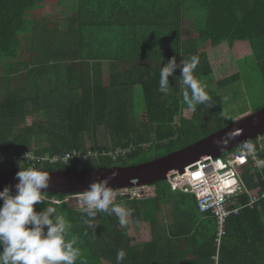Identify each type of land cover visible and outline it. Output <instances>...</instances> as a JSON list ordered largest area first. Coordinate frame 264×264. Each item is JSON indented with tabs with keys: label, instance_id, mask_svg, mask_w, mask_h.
<instances>
[{
	"label": "trees",
	"instance_id": "16d2710c",
	"mask_svg": "<svg viewBox=\"0 0 264 264\" xmlns=\"http://www.w3.org/2000/svg\"><path fill=\"white\" fill-rule=\"evenodd\" d=\"M43 8L60 18L38 19ZM193 56L211 97L195 112L179 68L169 93L159 91L162 66ZM246 57L264 84V0H0V171L19 169L18 159L46 172L126 167L205 139L226 127L218 90L239 80ZM72 151L81 157L53 162ZM118 151L126 153L113 160ZM241 178L261 201L227 219L219 246L212 215L167 182L152 185V198L115 202L150 224L146 241L115 215L98 213L87 227L71 195L47 193L34 210L54 207L71 222L76 264H117L121 249L122 264H264V168L251 162Z\"/></svg>",
	"mask_w": 264,
	"mask_h": 264
},
{
	"label": "clouds",
	"instance_id": "9594fccd",
	"mask_svg": "<svg viewBox=\"0 0 264 264\" xmlns=\"http://www.w3.org/2000/svg\"><path fill=\"white\" fill-rule=\"evenodd\" d=\"M199 63L198 57L182 60L177 64L176 58H170L160 70L159 91L167 95L170 91L169 77L179 68L184 90L183 102L195 112L197 105L207 104L211 97L193 75ZM190 89V94L189 90ZM227 118V117H226ZM223 141H217L221 145ZM251 150V145L247 146ZM26 160L30 157L25 154ZM118 172L90 184L82 193L81 204L77 209L82 213V222L89 228L97 227L94 220L98 213L115 215L121 226L128 223L134 209L114 203L117 193L109 186ZM18 183L15 194L8 186L0 191V264H76L80 259L77 240L67 241L66 237L72 224L64 215L57 214L54 207L37 212L34 205L48 200L41 190L48 187L49 174L34 167L22 168L16 173ZM80 195V194H79ZM76 196V195H71ZM126 253L123 249L116 255L117 264H122Z\"/></svg>",
	"mask_w": 264,
	"mask_h": 264
},
{
	"label": "built area",
	"instance_id": "2783aa9c",
	"mask_svg": "<svg viewBox=\"0 0 264 264\" xmlns=\"http://www.w3.org/2000/svg\"><path fill=\"white\" fill-rule=\"evenodd\" d=\"M256 140V141H255ZM250 142L243 143L232 152L223 154L219 158L204 157L182 169L167 174L166 181L172 191L194 197L196 208L200 213H210L216 227V245L219 246L222 236L226 233L227 219L232 215L240 214L246 208H253L261 201L260 197L254 196L241 178V170L249 163L258 170L264 168V160L259 152L264 149V136ZM251 145V150L248 149ZM126 152L118 151L110 154L117 158ZM81 157L77 151H72L64 158L55 157L53 162H67L73 158ZM153 186H134L124 189H113L117 193L116 201L145 200L155 194ZM247 197L248 202H242ZM70 199H82V194L70 196ZM264 199V195L262 197ZM57 202V201H56ZM79 207L84 205L80 204ZM114 202V203H115ZM76 203V202H75ZM77 205V206H78Z\"/></svg>",
	"mask_w": 264,
	"mask_h": 264
},
{
	"label": "water",
	"instance_id": "95a60500",
	"mask_svg": "<svg viewBox=\"0 0 264 264\" xmlns=\"http://www.w3.org/2000/svg\"><path fill=\"white\" fill-rule=\"evenodd\" d=\"M263 135L264 108L237 120L205 139L146 163L78 171H47L49 184L47 188L41 191L44 194L79 195L88 190L91 183L109 176L113 171L118 172V175L109 181V186L112 189L152 186L157 182H165L167 174L172 171L182 169L184 166L204 157L219 158L243 143ZM217 141H223V143L218 145ZM17 171L19 169L0 171V191L8 186L14 193L15 184L18 183Z\"/></svg>",
	"mask_w": 264,
	"mask_h": 264
},
{
	"label": "rangeland",
	"instance_id": "374dc122",
	"mask_svg": "<svg viewBox=\"0 0 264 264\" xmlns=\"http://www.w3.org/2000/svg\"><path fill=\"white\" fill-rule=\"evenodd\" d=\"M60 12V10L54 8H43L39 10L36 17L40 20L55 21L60 18ZM236 67L239 80L218 90V94L222 98V123L226 126L256 112L258 109L264 108V84L255 68L254 59L252 57L240 59L236 62ZM22 161L20 159L16 160V168H19L20 164L22 165ZM152 188L155 190L154 187ZM78 201L80 202V199H70L69 202L78 205ZM121 227L126 230H135L141 241L151 238V226L147 222L135 223L129 217L128 223Z\"/></svg>",
	"mask_w": 264,
	"mask_h": 264
}]
</instances>
